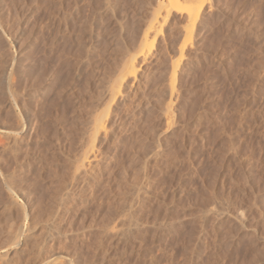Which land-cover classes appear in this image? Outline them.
Returning a JSON list of instances; mask_svg holds the SVG:
<instances>
[{
  "label": "rangeland",
  "instance_id": "obj_1",
  "mask_svg": "<svg viewBox=\"0 0 264 264\" xmlns=\"http://www.w3.org/2000/svg\"><path fill=\"white\" fill-rule=\"evenodd\" d=\"M206 1L190 28L185 13L165 17L163 0H0V168L14 167L13 136L22 155L50 152H30V170H18L24 196L66 185L55 239L24 225L30 245L15 244L1 222L0 261L264 264V0ZM149 20L160 32L144 47ZM13 84L26 92L22 110L6 94ZM19 111L28 117L14 136ZM101 113L90 145L89 120ZM36 130L65 153L72 138L73 153L90 148L76 177L65 178L66 158Z\"/></svg>",
  "mask_w": 264,
  "mask_h": 264
},
{
  "label": "bare ground",
  "instance_id": "obj_2",
  "mask_svg": "<svg viewBox=\"0 0 264 264\" xmlns=\"http://www.w3.org/2000/svg\"><path fill=\"white\" fill-rule=\"evenodd\" d=\"M192 1H195V3H197V4H194V5H191L190 3L192 2ZM197 1V2H196ZM207 1H209V0H207ZM206 1V2H207ZM163 2H164V4H163V10H164V15H165V17L166 16H168V14L171 12L172 13V11L173 12H177V13H185L186 15L185 16H187V18H188V20L187 21H189V25L191 26L190 28H192V26H193V23H194V21H195V19L197 18V16L199 15L200 16V9H202L203 7H202V4H203V2H204V0H163ZM186 2H188V3H186ZM162 3V2H161ZM194 3V2H193ZM162 5V4H161ZM205 5V4H204ZM203 5V6H204ZM156 9L158 8V5H157V7H155ZM155 10V9H154ZM158 10H159V8H158ZM162 10V9H161ZM203 10H204V8H203ZM156 11V10H155ZM152 14V13H151ZM160 14H162L160 11H157V12H153V22H154V20H156V19H158V17L160 18ZM163 15V16H164ZM184 15V14H183ZM151 17H152V15H151ZM164 17V18H165ZM163 17H162V19H164ZM151 19V18H150ZM161 19V20H162ZM184 19H186V18H184ZM160 20V19H159ZM157 21V20H156ZM165 21V20H164ZM151 22V20H149L148 21V23H150ZM153 22L152 23H150L148 26H146V29L145 30H147V31H145V33H144V35H143V39H142V46H146V47H148L151 43H152V41L151 42H149V33H152V32H150L152 29H155L156 27H155V25L153 24ZM186 22V21H185ZM195 24V23H194ZM185 25V24H184ZM158 26H159V24H158ZM147 27H148V29H147ZM160 27V26H159ZM158 28V27H157ZM187 28V27H186ZM189 28V27H188ZM156 30V29H155ZM157 30H159V32H160V28H158ZM188 30V29H187ZM191 33L190 32V30L189 31H187L186 33ZM154 33V32H153ZM151 36V35H150ZM139 41H141V40H139ZM140 44V43H139ZM181 45H183V43L181 44ZM184 45H185V43H184ZM144 46V47H145ZM137 47V46H136ZM181 48V47H180ZM140 49H138V51H139ZM146 49L144 48V49H142L141 51H140V55L141 56H143L145 53H147L146 51H145ZM181 51V50H180ZM137 52V51H136ZM135 52V53H136ZM132 54V55H136V54ZM148 56V55H147ZM131 57H134V56H131ZM136 57V56H135ZM140 57V56H139ZM141 58V57H140ZM138 59V58H137ZM136 59V60H137ZM128 61V60H127ZM135 61H133V59L132 60H129L128 61V63H126V64H124V66H123V68L122 69H120V73H121V77L123 78V77H126V75L128 76V75H132V74H134V72H135V66L138 64V62H137V64L135 65ZM140 64V63H139ZM135 67V68H134ZM117 79V78H116ZM10 82V81H9ZM120 82V81H119ZM11 83V82H10ZM172 83H173V81H172ZM12 84V83H11ZM10 84V85H11ZM20 84V83H19ZM25 84L26 83H24V87H26L25 86ZM6 85V84H5ZM12 86V85H11ZM11 86H8L7 87V95L11 98V100H12V102L14 103V105H16L17 107H18V109H21L22 110V108L21 107H23L24 106V104L23 103H20V97H21V94L22 93H26V92H24L25 90H24V87H23V85H21L20 87L22 88V89H20V90H24V91H22V93L20 92L19 93V91L20 90H17L18 88H16V90H15V85L13 84V89L11 88ZM18 85H16V87H17ZM115 86V85H114ZM121 86V85H120ZM5 89V88H4ZM26 89V88H25ZM172 89H173V87H172ZM5 91V90H4ZM27 91V90H26ZM19 94H20V97H18L19 96ZM23 94V95H24ZM27 97V96H26ZM8 98V97H7ZM19 98V99H18ZM24 98V97H23ZM23 104V105H22ZM170 110V109H169ZM25 111V110H24ZM19 112H21V111H19ZM168 112H170V111H168ZM76 114H79V113H76ZM76 114H74L75 116H77ZM93 114V113H92ZM92 114H90V115H92ZM105 114V113H104ZM80 115V114H79ZM82 115V117H83V114H81ZM81 115L80 116H78V117H81ZM89 115V116H90ZM103 113H101L100 115L99 114H97L96 116H91V119L89 120V119H87V120H89L88 122L90 123V124H88L89 126H90V128H89V132H90V134H89V137H88V139H89V143H90V145H91V143L94 141V140H96V139H94V137H95V135H96V133L98 132V130H100L103 126H102V123H103ZM168 115H170L169 113H168ZM167 115V116H168ZM26 116L28 117V115H27V113H23V112H21V113H17V116H16V122H14L15 123V125H14V123H13V125H14V127H13V125H11L10 124V126L12 127V130H11V127L9 126V124L6 122V124H3L4 126L5 125H7L8 124V128L11 130L10 132L11 133H13L14 134V136H17L18 134H20V133H22V131H23V127H24V124H25V122H27L26 120ZM88 116V117H89ZM4 117V116H3ZM170 117H171V115H170ZM169 116H168V118H170ZM74 119H76V118H73V120ZM167 120H169V119H167ZM75 121V120H74ZM76 121H78V119L76 120ZM4 122V123H5ZM62 122V121H61ZM60 122V123H61ZM64 122V121H63ZM62 122V123H63ZM59 123V124H60ZM77 123H80V122H77ZM64 124V123H63ZM63 124H60V126L61 125H63ZM75 124V123H74ZM3 125H2V127H3ZM42 125V124H41ZM79 124H76L75 126H78ZM104 125V124H103ZM88 126V127H89ZM1 127V128H2ZM27 127V126H26ZM40 127V126H39ZM62 127V126H61ZM66 126H64V129H66L65 128ZM106 127V126H105ZM5 128V127H4ZM3 128V129H4ZM2 129V130H3ZM5 129H7V128H5ZM38 129V128H37ZM103 129H105V128H103ZM1 130V129H0ZM26 130V129H25ZM39 130V129H38ZM41 130L43 131V129L41 128ZM62 130V129H61ZM87 130V129H86ZM40 131V130H39ZM39 131H37L36 130V132L37 133H39L38 135H40V133L42 134V136L44 137V139H42V136H41V139H42V141H40L39 142V144L41 143L42 145H44L45 147H43V148H45L46 149V147L48 148L49 146H50V148H52L51 146L53 145V147H54V149L57 151V149H58V151H61L60 153H61V155L60 156H63V157H61V159L62 158H66V161H67V163L65 164V169H66V171H64V175H65V172H67L68 170H71V174H73L72 175V177L73 176H75L76 175V173L78 172V171H80V168L83 166V164H84V161H85V159L86 158H88V154H89V151L88 150H90V148H88V149H84V150H82V151H80L79 152V150H78V153H73V151L74 150H76V147L74 146V145H72L71 143H75V145H76V142L73 140V138H72V140L71 139H69L70 141H71V143H69V145L67 144L68 142H66V144H67V146H66V153L64 152V147L62 146V145H60V144H62L60 141H56V139H57V137H58V135H57V137H56V135H55V137L54 138H56L55 139V143H54V140H53V143H51V141H52V139H51V141H50V139H48V137H46L47 135L45 134L44 135V132H39ZM63 131V130H62ZM62 131H60V132H62ZM104 131V130H103ZM8 132V130L6 131V133ZM59 132V133H60ZM87 132V131H86ZM88 132V133H89ZM101 132V131H100ZM65 133H66V131H65ZM64 133V134H65ZM67 133H69L68 131H67ZM67 133H66V135H67ZM71 133V132H70ZM69 133V134H70ZM61 134V133H60ZM99 134V133H98ZM3 135H5V134H3ZM12 135V134H11ZM36 135V134H35ZM37 135V136H38ZM71 135H73L72 133H71ZM70 135V136H71ZM8 136V135H7ZM69 136V135H68ZM67 136V137H68ZM69 136V137H70ZM88 136V135H87ZM86 136V137H87ZM6 137V136H5ZM35 137V136H34ZM60 137V136H59ZM64 137H65V135H64ZM32 138H33V136H32ZM31 138V139H32ZM40 137L38 136V139H39ZM8 139V138H7ZM15 139H16V137H15ZM15 139H13V136H12V140H13V144L12 143H10V144H12L10 147V149H9V147L7 146V144L9 145V142H11V141H9L8 143H6V149L8 148L9 149V151H10V153L11 152H13V153H11L12 154V156H11V158H12V163H11V166L13 165V163H14V167H13V169H12V167H11V171H10V164H8V165H6V164H3V167L2 168H0V184L2 185H0L1 187H3L4 188V190H5V194L6 193H8V196L9 197H6V199H5V197L3 198L4 199V201L2 202L3 203V206H2V209H1V218H0V224L1 225H3L5 228L8 226H10V227H12L13 229H15V231H14V234L12 233V231H13V229H12V231H11V229H10V231H11V234L13 235H11V234H9V237L10 236H12V241L13 242H15V244H18L19 242H22V244L24 243L25 244V242L26 243H28L29 244V242H28V240L29 239H31L30 237V235L32 234L31 232V234L30 235H28L26 232H25V234H24V231H23V226H24V228H26L27 230H36V227L37 228H41L42 229V231L40 232L39 231V236L42 234V236L43 235H45L44 234V232L46 233V237L47 236H49L51 239H55V237H56V235H55V231H53L52 229H54L55 227H57L56 225L57 224H59V223H57L58 221V219L61 221V223H62V221L63 222H65L64 220V207H62L63 205H62V203L63 202H61V200H63V198H62V196H63V194L64 193H62V190H63V187H61V183L63 184V186L65 185V183H64V181L65 180H63V182L62 181H60V185L59 184H56V186L57 185H59L58 187H52V190L51 189H49V191L51 192L52 191V193L50 194V192H48L49 194L47 195L46 194V192L48 191H46L45 189H46V187H45V185L44 186H41V185H43V184H38L39 186H41V188L43 189V190H40L38 187H36V189H38L39 191H42L41 193H42V195H41V193L39 194H36V195H34V197L35 196H40L41 195V198L43 197V194H45L46 196V198H42L44 201H42V202H45V203H40V200H42V199H40V198H38L37 197V199L38 200H36V199H34V197L33 198H31L33 195H32V191H31V195L32 196H29L28 194H27V196H26V194H25V196H24V192H23V190H24V188L23 187H25V186H23V182H24V180H23V178L24 177H22L20 174H22V175H26V174H23V173H18V170H22V168H24V169H27L25 166L27 165V166H29V164L31 163V165H32V162H30V159H36L35 158V156L36 155H34L33 156V152L37 149H30L29 147H27V148H29V150H30V152H32V153H30L26 148H24V149H26L25 150V152L26 151H28V153L26 152L24 155H22V153H20V146H18L17 144H18V138L16 139L17 140V143H16V140ZM33 139H35V138H33ZM37 139V140H38ZM59 139V138H58ZM87 139V138H86ZM10 140H11V138H10ZM61 141H62V139H60ZM65 139H63V141H64ZM68 140V141H69ZM27 141V140H26ZM65 141H67V139L65 140ZM64 141V142H65ZM69 141V142H70ZM86 141H88V140H86ZM36 143V142H35ZM73 143V144H74ZM38 143H37V147H40V146H38L39 145ZM50 144H52V145H50ZM86 144V143H85ZM20 145V144H19ZM42 145H41V148H42ZM60 145V146H59ZM64 145V144H63ZM75 147L74 148V150H73V147ZM89 145V146H90ZM31 146V145H30ZM93 147V146H92ZM33 148V147H32ZM72 148V149H71ZM23 149V148H22ZM40 149V148H39ZM39 149H37V150H39ZM54 149H52L53 151H54ZM78 149V148H77ZM32 150V151H31ZM41 151L43 150V149H40ZM39 150V151H40ZM9 151L7 152V153H9ZM44 151V150H43ZM46 151V150H45ZM45 151H44V153H45ZM58 151H57V153H58ZM67 151H68V153H67ZM77 151V150H76ZM75 151V152H76ZM22 152V151H21ZM24 152V151H23ZM37 152V151H36ZM44 153L42 152V154H41V152H39V154H41L42 156H43V158L44 159H42V156H37L38 157V160L40 159V157H41V159H42V163H41V165L43 166L44 164H45V156H44ZM48 153H50L49 152V150H48V152H47V154L45 153V155H46V157H47V155H48ZM94 153V152H93ZM34 154H36V153H34ZM59 154V153H58ZM10 155V154H9ZM67 156V157H66ZM4 157H6V156H4ZM59 157V156H58ZM94 157H95V155H94ZM60 159V158H59ZM59 160V162L60 161H63V160ZM4 160V159H3ZM6 161H7V157H6V160L5 161H3V162H5L6 163ZM9 161H11V160H9ZM65 161V159H64V163L66 162ZM61 163V162H60ZM63 163V162H62ZM2 164V163H1ZM0 164V165H1ZM30 165V166H31ZM40 165V166H41ZM6 166H8L9 167V169L6 167ZM39 166V167H40ZM59 166H60V164H59ZM45 167V166H44ZM43 167V168H44ZM63 167V166H62ZM59 168V167H58ZM23 169V170H24ZM29 169V168H28ZM39 169V168H38ZM30 170V169H29ZM28 170V171H29ZM31 171H33V169L31 170ZM23 172V171H22ZM73 172V173H72ZM26 173H27V171H26ZM28 174V173H27ZM69 174V173H68ZM68 174H67V176H68ZM70 174V175H71ZM78 174V173H77ZM66 176V175H65ZM64 176V177H65ZM67 176L65 177V178H67ZM26 177V176H25ZM76 177V176H75ZM65 178H63V179H65ZM69 178H70V176H69ZM25 179V178H24ZM26 180H27V178H26ZM69 180V179H68ZM67 180V181H68ZM78 180V179H77ZM71 181V180H70ZM72 181H74V179L72 180ZM77 183H78V181H76ZM67 183H69V182H67ZM71 184H72V182H71ZM25 185V184H24ZM70 185V184H69ZM73 185V184H72ZM87 185V184H86ZM89 185V184H88ZM44 187V188H43ZM65 187H66V185H65ZM64 187V188H65ZM2 188V189H3ZM36 189H33V191H36ZM54 189V190H53ZM67 189V188H66ZM85 189V188H84ZM28 190V189H27ZM45 190V191H44ZM28 192V191H27ZM30 192V191H29ZM37 192V191H36ZM44 192V193H43ZM33 194H35V193H33ZM4 195V194H3ZM48 196V197H47ZM21 198L22 197V199H23V202L22 203H19L18 202V198ZM21 199V200H22ZM37 202H36V201ZM46 200V201H45ZM39 201V202H38ZM65 203V202H64ZM68 209V208H67ZM66 209V210H67ZM81 211V210H80ZM67 212V211H66ZM73 212H76V211H73ZM72 213V212H71ZM84 213V215L86 214L85 212H82V214ZM82 214L80 215V216H82ZM67 215V214H66ZM68 215H70V214H68ZM83 215V216H84ZM71 216V215H70ZM73 216H71L70 218H72ZM87 218V217H86ZM67 219H69V218H67ZM78 219H79V217H78ZM82 219V218H81ZM84 219V218H83ZM88 219H90V218H88ZM72 220H73V218H72ZM76 220V219H75ZM85 220V219H84ZM91 220V219H90ZM57 221V222H56ZM74 221V220H73ZM3 224H2V223ZM69 222V221H68ZM69 223H72V222H69ZM6 225V226H5ZM69 226H71V225H69ZM3 227V228H4ZM9 227V228H10ZM60 227V226H59ZM25 229V230H26ZM45 231H44V230ZM55 229H57V228H55ZM6 230H7V228H6ZM39 230V229H38ZM46 230H47V232H46ZM9 231V232H10ZM44 231V232H43ZM53 231V232H52ZM62 231V230H61ZM43 232V233H42ZM38 233V232H37ZM48 233V234H47ZM60 233V232H59ZM61 233H63L64 234V232H61ZM65 233H67V232H65ZM37 237V238H39V239H41V241L39 240V243L41 242L42 243V236L41 237ZM32 237H33V235H32ZM45 237V236H44ZM43 237V238H44ZM45 237V239H44V241L46 240V239H48V237L46 238ZM61 237V236H60ZM10 239V238H9ZM9 239H8V241L7 242H9ZM34 239V238H33ZM10 240V241H11ZM35 240H37V239H35ZM59 240V239H58ZM60 241H62V240H60ZM37 243H38V240H37V242L33 245V247L35 246V245H37ZM38 243V244H39ZM46 243V242H45ZM14 244V245H15ZM23 244V246H26V244L24 245ZM43 244V243H42ZM54 244V243H53ZM58 244V243H57ZM12 245V244H11ZM13 245V246H14ZM20 245H21V243H20ZM30 245V244H29ZM28 245V246H29ZM59 245V244H58ZM22 246V247H23ZM40 246V245H39ZM57 246V245H56ZM12 247V246H11ZM19 249L21 248L20 246L18 247ZM24 249H25V247H24ZM21 250L22 251H24L23 250V248H21ZM37 250H38V245H37ZM17 253H18V250H17ZM1 254V253H0ZM1 262V264L2 263H4L3 261H0ZM5 264V263H4ZM7 264V263H6Z\"/></svg>",
  "mask_w": 264,
  "mask_h": 264
}]
</instances>
